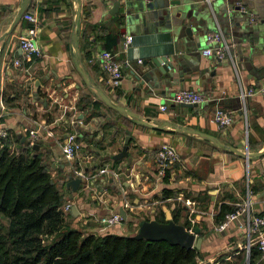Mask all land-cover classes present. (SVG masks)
<instances>
[{
  "label": "crops",
  "instance_id": "1",
  "mask_svg": "<svg viewBox=\"0 0 264 264\" xmlns=\"http://www.w3.org/2000/svg\"><path fill=\"white\" fill-rule=\"evenodd\" d=\"M24 1L0 0V128L10 129L21 139L14 145L17 150L30 140V130H37L39 148L60 185L62 181L67 184L73 166L89 176L82 178L77 192L66 185V202L72 203L68 222L90 232L132 234L130 229L137 230L143 218L157 220L160 212L171 209L173 214L182 204L183 214L197 223L189 230L201 229L199 249L204 262L242 251L247 257L245 215L224 229L219 228L217 216L223 205L237 211L238 204L247 200L258 213L264 212V98L242 96L245 90L264 84V0H241L242 10L249 13L238 27L221 20L224 10L232 8L230 0H123L119 10L114 7L117 0H30L26 11L39 19L42 55L23 69L14 60L24 59L18 37L29 22L22 17L9 31ZM161 3L173 10L192 5L210 11L208 33L200 38L199 48L186 49V74L165 94L163 87L151 89L132 72L152 51L175 42L174 19H164ZM213 32L226 38L230 46L226 57L250 56V63L241 57V68L238 62L221 66L217 57L205 55L207 35ZM111 33L120 38L115 54L123 65V76L118 84L99 62L106 49L105 35ZM128 36L132 42L123 49ZM36 80L40 81L38 97L34 96ZM97 88L153 125L168 122L184 129L142 125L116 112ZM181 88L199 90L210 101L193 107L171 103L166 111L161 110L165 98ZM4 96L15 97L14 106H8ZM82 96L99 102L98 115L91 117V108L78 107ZM217 108L233 114L230 127L216 123ZM127 130L132 136L129 156L118 159ZM73 131L81 147L76 158L68 161L61 146ZM201 133L214 136L219 143ZM164 143L171 144L181 157L170 168L167 182L159 176L157 163L158 149ZM112 171L120 174L123 187ZM166 187L177 191V196L156 200L154 196ZM113 213L123 216L122 223L103 230L98 218Z\"/></svg>",
  "mask_w": 264,
  "mask_h": 264
},
{
  "label": "trees",
  "instance_id": "2",
  "mask_svg": "<svg viewBox=\"0 0 264 264\" xmlns=\"http://www.w3.org/2000/svg\"><path fill=\"white\" fill-rule=\"evenodd\" d=\"M105 36V48L115 52L119 35ZM34 58L25 61V66L29 67ZM4 99L8 106H14L11 102L15 97L4 96ZM78 107L91 108L92 117L99 114L100 104L82 96ZM6 131L7 136L0 137V264H199L204 260L199 248L188 249L166 240L135 238V232L125 234L107 230L97 233L73 227L64 210L69 203L66 202V181L60 185L53 177L47 156L39 148L42 146L39 137L33 145L28 140L17 150L14 145L21 139L10 129ZM170 171L169 168L163 178L166 182ZM177 193L166 187L154 198L166 200ZM234 209L223 205L217 216L218 225L223 224L226 214ZM184 211L183 205L178 204L173 211L174 220L188 229L195 228L197 223L194 225ZM144 220L149 218L140 222ZM157 220L166 222L165 212H160ZM260 257L259 247L252 246L251 262ZM215 264H246V251L222 256Z\"/></svg>",
  "mask_w": 264,
  "mask_h": 264
},
{
  "label": "water",
  "instance_id": "3",
  "mask_svg": "<svg viewBox=\"0 0 264 264\" xmlns=\"http://www.w3.org/2000/svg\"><path fill=\"white\" fill-rule=\"evenodd\" d=\"M30 0H25L19 15L17 16L13 26L9 32H12L17 22H19L24 13L26 12L27 6ZM123 0H117L115 2V9L119 10L122 5ZM228 3L232 4V8L228 7L224 10V17L221 19L224 23H227L233 26L238 27L239 22L244 20L243 17L247 16L249 12L243 11V2L241 0H230ZM160 9H162V15H166L164 19L172 20L174 19L176 39L175 42L164 49H156L152 51L148 58L140 62L139 64L134 65V70L132 71L135 77L141 81L142 84H147L151 89L162 88V93L167 92V88H170L171 85L177 83L180 79L186 74L184 69V61L186 59L185 53L186 49L196 50L199 48L200 38L208 33V28L206 27L208 21L209 9L205 8L203 10L199 9L197 6H189L173 10L166 5L161 3ZM153 8V6H150ZM113 12V11H112ZM246 20V19H245ZM248 20V18H247ZM170 22V21H169ZM242 43V41H240ZM243 54L242 52H240ZM241 57L248 63L250 56H236L233 55L230 57L218 58L219 65L228 66L231 63H239L241 68ZM81 69V68H79ZM82 71V70H81ZM82 74L86 78L84 72ZM87 79V78H86ZM40 88V81H35V93L34 96L38 97V90ZM99 94L102 98L115 109L119 110L123 114H126L133 118L136 122L150 126L152 128L162 129L165 125H172L177 129L181 130L178 124L168 123L162 125H153L149 119L142 118L139 114L135 113L132 110L126 109L124 106L115 104L112 100L100 89H98ZM185 107L199 106V104L184 103L181 104ZM0 107H1V92H0ZM200 133V132H199ZM201 135L215 140L219 143V140L212 135L201 133ZM132 140L131 131L127 130V136L125 144L122 151L116 155V158L121 159L123 157L129 156L128 150L130 142ZM38 148V146H35ZM82 184V178L76 177L73 175L69 176L67 181V186L71 187L74 192H77ZM73 197V196H71ZM73 210L78 211L77 206H74ZM121 214L126 217V212L124 208L121 210ZM167 221L160 222L156 219L153 220H144L139 223L138 231L133 235L135 238H148L153 241L166 240L173 245H181L188 249L190 248H200L203 237L199 236L201 229L196 228V231L189 230L183 223H178L174 220L172 210L169 209L166 211ZM219 260V257L214 260H208L202 264H215Z\"/></svg>",
  "mask_w": 264,
  "mask_h": 264
},
{
  "label": "built area",
  "instance_id": "4",
  "mask_svg": "<svg viewBox=\"0 0 264 264\" xmlns=\"http://www.w3.org/2000/svg\"><path fill=\"white\" fill-rule=\"evenodd\" d=\"M23 18L27 20L30 25L23 29L18 37L19 46L23 51L24 59L16 58L14 64L20 68L25 69V61L31 60L34 57L42 55V49L38 44L39 35V19L32 12H25ZM132 36H128L122 45L123 49L130 46L132 42ZM207 41L209 47L204 50V54L208 56H214L217 58L226 57L229 54L230 46L221 32H213L207 35ZM99 62L103 69L110 73L114 83L118 84L123 76V65L116 59V54L112 50L105 49L99 56ZM255 94H260L264 98V84L259 87H251L242 93L243 98L247 96H253ZM166 103L161 106V110L166 111L171 103L174 104H207L210 98L200 92L199 90L193 88H181L176 90L170 96L165 98ZM4 115V114H3ZM214 120L222 128L230 127L234 122V116L231 112L223 109L217 108L214 112ZM7 136V131L5 128H0V137ZM38 138L37 130H30V144L33 145ZM64 157L68 161H73L78 152L80 151L81 142L78 139L76 132H69L66 136L65 143L61 146ZM181 162L180 154L177 150L169 143H164L160 147L157 153V163H158V174L160 177L166 175V172L175 163ZM116 178L122 185V179L120 174L116 171H112ZM71 174L74 177H81L83 179H88L87 176L81 169L73 166L71 169ZM72 208V203L69 202L64 206V210L69 212ZM245 215L246 217V231L248 234V254L246 257V264H264V214L258 213L252 205V202L247 200L238 204L237 211H233L227 214L226 221L220 225V229H224L230 222L240 219ZM99 223L102 228L106 226H112L122 223L123 216L120 213H113L108 215H103L98 218ZM192 231V230H191ZM194 232V231H193ZM257 245L261 252V257L255 262H251V248Z\"/></svg>",
  "mask_w": 264,
  "mask_h": 264
},
{
  "label": "rangeland",
  "instance_id": "5",
  "mask_svg": "<svg viewBox=\"0 0 264 264\" xmlns=\"http://www.w3.org/2000/svg\"><path fill=\"white\" fill-rule=\"evenodd\" d=\"M136 229H137V230H134V229H130V230H131V232L133 231V232L136 233V232L138 231V227H137ZM133 232H132V233H133ZM200 234H201V232H200ZM211 260H212V259H211ZM204 261H205V260H200V261H199V264L204 263Z\"/></svg>",
  "mask_w": 264,
  "mask_h": 264
}]
</instances>
